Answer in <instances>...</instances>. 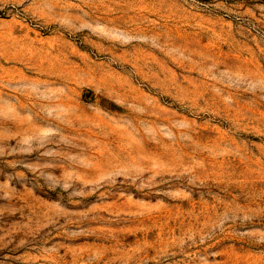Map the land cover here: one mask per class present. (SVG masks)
<instances>
[{
	"label": "rangeland",
	"instance_id": "rangeland-1",
	"mask_svg": "<svg viewBox=\"0 0 264 264\" xmlns=\"http://www.w3.org/2000/svg\"><path fill=\"white\" fill-rule=\"evenodd\" d=\"M0 264H264V0H0Z\"/></svg>",
	"mask_w": 264,
	"mask_h": 264
}]
</instances>
